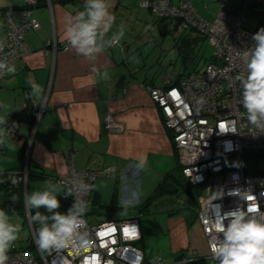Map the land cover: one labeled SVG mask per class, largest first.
Wrapping results in <instances>:
<instances>
[{"label":"crops","instance_id":"0c3cea01","mask_svg":"<svg viewBox=\"0 0 264 264\" xmlns=\"http://www.w3.org/2000/svg\"><path fill=\"white\" fill-rule=\"evenodd\" d=\"M138 1L112 0L111 11L116 17L112 32L123 24L125 35L120 44L105 49L90 61L64 40L65 16L82 10L84 0H39L34 16L40 28L26 33L30 49L10 64L16 68L14 74L0 78V104L6 105L0 109V115L10 113L8 122L24 121L19 127L20 137L0 146V185L6 172L29 169L25 197L26 193L43 189L45 180L56 182L65 177L71 167H112V173L93 182L89 199L92 208H101L99 211L104 213L107 207L106 213H116L112 218L142 205L146 207L143 213H165L162 235L172 259L165 262L159 255L161 260L168 264L185 252L193 253L196 259L207 258L204 235L195 220L197 189L180 174L171 132L163 125L161 111L148 91L149 87L160 85L162 79L175 81L178 77L161 70L159 79L153 67L132 62L135 49L131 43L140 33L135 27L162 20L139 7ZM191 2L203 17L211 19L220 0ZM21 5L22 0H0V10H11L16 18ZM192 33L182 30L177 37L191 42ZM154 67L162 69L156 64ZM29 79L43 87L46 100L31 141L30 113L22 110L24 103L33 101L29 97ZM107 115L120 125L121 131L106 128ZM141 159L147 161L144 170L136 167ZM32 171H41L45 176L39 177ZM167 175H171L165 184L168 190L155 196ZM132 184L140 189L137 194ZM24 197L22 209L11 211L2 206L0 191V208L22 216L28 224ZM20 206L18 203L17 207Z\"/></svg>","mask_w":264,"mask_h":264},{"label":"built area","instance_id":"2783aa9c","mask_svg":"<svg viewBox=\"0 0 264 264\" xmlns=\"http://www.w3.org/2000/svg\"><path fill=\"white\" fill-rule=\"evenodd\" d=\"M38 2L22 0L18 18L11 10L0 12V40L4 41L0 61L12 64L29 51L26 33L40 28L34 16ZM138 6L154 17L167 19L174 37L182 30H193L211 47L210 57L200 72L191 71L175 81L165 78L160 85L148 88L150 99L161 111L163 125L171 132L180 174L197 189L195 220L204 235L205 257L211 258L214 220L238 206L246 208L247 203L259 204L264 211V175L245 171L246 154L264 151V133L247 121L241 86L236 80L241 72L246 73L240 54L254 44L251 37L256 32L246 28L245 14L241 9H233L229 0H220L211 19L203 17L191 0H178L176 4L171 0H139ZM43 105L31 101L22 106L23 112L30 113L29 141L45 110V99ZM13 123L17 125L14 129ZM22 125L23 120L7 122L13 129L11 139L20 137ZM105 126L109 131L122 130L110 115L105 118ZM113 171L112 167L98 170L71 167L56 182L79 178L93 185L98 177ZM7 177L10 185H25L27 169L12 171ZM91 191L92 188L84 197L87 204ZM242 193L251 198L247 203L241 199ZM59 198L69 201L70 206L73 203L72 197ZM27 219L34 251L14 243L7 264H166L159 256L151 261L136 246L141 231L134 216H117L99 223H89L84 216L85 225L80 230L83 240L60 251L41 250L36 243L39 225L32 223L29 213ZM196 258L193 253L185 252L168 264H189Z\"/></svg>","mask_w":264,"mask_h":264},{"label":"clouds","instance_id":"9594fccd","mask_svg":"<svg viewBox=\"0 0 264 264\" xmlns=\"http://www.w3.org/2000/svg\"><path fill=\"white\" fill-rule=\"evenodd\" d=\"M113 6L112 0H84L82 10L65 16L64 40L77 54L92 61L105 49L120 44L125 35V26L120 24L117 31L112 32L116 23V17L111 11ZM251 39L254 44L240 54L246 73L241 72L236 80L241 86L247 121L254 129L264 133V27L254 33ZM3 47L4 41L0 40V48ZM15 71L14 65L0 61V76L14 74ZM28 84L31 87L29 97L34 105L44 107L43 87L32 79L28 80ZM4 108L6 105L0 104V109ZM9 114L0 115V146L6 145L11 139V132L17 127L15 123L13 129L7 126ZM7 146L11 147V144ZM146 165V159H141L136 167L144 170ZM44 185L43 189L33 190L24 197V207L29 212L34 211L31 215L32 223L39 225L36 243L45 251H60L75 246L77 241L84 238L80 233L88 211L84 197L92 185L79 178H73L67 183L45 180ZM60 196L73 198V203L63 213L59 211ZM240 197L246 203L250 199L243 193ZM11 200L16 202L18 197L13 195ZM15 215L14 212L10 214L0 208V264H7L8 252L22 231V225L14 222ZM213 224L210 252L216 264H264V211L260 210L259 204L247 203L246 208L238 206L214 220Z\"/></svg>","mask_w":264,"mask_h":264},{"label":"rangeland","instance_id":"374dc122","mask_svg":"<svg viewBox=\"0 0 264 264\" xmlns=\"http://www.w3.org/2000/svg\"><path fill=\"white\" fill-rule=\"evenodd\" d=\"M214 2H217V0H214ZM229 3L233 9H241L243 11L246 16V28L254 30L257 26L258 29L254 30L257 32L261 27H264V15L258 13V11L264 10V0H229ZM159 19L162 20H151L146 27H135L136 31L140 33L138 32L139 36L131 43L133 49H135L132 62H134L135 65L142 63L148 68L153 67L159 79L161 70L170 72L174 77H179L189 71L200 72L203 69L205 60L208 59L211 54V47L204 39L197 38L199 34L193 30L189 31L193 32L192 40L196 39V41L194 40L190 43L182 42V36L174 37L169 30V21L167 22V20L163 18ZM154 64L160 66L162 69L155 68ZM259 154H261V156L258 161L255 162L258 166L256 167L257 169H264V153ZM132 187L137 194L140 189H138L135 184H132ZM24 190L25 185L23 184V197ZM89 199H91V197ZM87 205L88 211L85 217L89 223H99L112 218L111 215L116 214L103 213L97 208H92L90 200ZM134 205L135 204H131L130 206ZM128 215L137 217L141 227L142 238L136 243V246L139 247L151 261L160 255L163 261L169 262L172 259V252L165 247L162 235V222L165 218V213H140L136 207L132 208L130 213H123L120 216L123 217ZM14 222H19L22 225V231L15 244L19 247L21 245H27L28 243L30 244L31 238L29 237V226L27 221H25L22 216L15 215ZM34 253L36 254V252ZM40 264L45 263L41 262ZM189 264H216V262L211 258H202L196 259Z\"/></svg>","mask_w":264,"mask_h":264},{"label":"trees","instance_id":"16d2710c","mask_svg":"<svg viewBox=\"0 0 264 264\" xmlns=\"http://www.w3.org/2000/svg\"><path fill=\"white\" fill-rule=\"evenodd\" d=\"M253 5V4H252ZM249 8H250V4H249ZM3 10H6V9H2L0 10L3 11ZM259 14H262L264 15V10H260L258 11ZM197 38L199 39H204V37L202 36H197ZM196 41V39H194ZM193 40V41H194ZM205 40V39H204ZM182 42H188L190 43V39H187L186 37H183L182 38ZM208 59H206L205 61H207ZM191 71L187 72V73H190ZM259 153H264V151H257V152H251V153H248L246 154L245 156V171L246 173L248 174H262L264 175V169H257V162L258 159L260 158L261 154ZM257 166V167H256ZM178 170H179V167H178ZM11 172V171H10ZM10 172H6L5 173V178H3V181L1 182V185H0V191H1V195H2V206L4 205L5 207H7L8 210H11V211H20L22 208H21V204H22V199H23V185L22 183H18L16 185H10V181L8 179V174H10ZM28 174H27V179L29 178V176L31 175V171L28 169L27 170ZM180 172V171H179ZM32 173H35L37 176L39 177H43L45 175H43V173L41 171H32ZM171 177V175H167L163 181L161 182V184L159 185V187L156 189L155 191V196H158L160 195L161 193H164L165 191H167L168 189H166V182L168 180V178ZM13 195H16L18 197V200L16 202H13L11 200V197ZM60 202H61V207L59 209L60 212H66L67 209H65V203L62 202V200L60 199ZM19 203V206L20 207H17V204ZM146 207H144L143 205L141 207L138 208V211L140 213H143L146 209ZM98 210H101V208H98ZM41 212H44V209H41L40 210ZM106 211H108V208L106 207L105 210H104V213H106ZM34 214V211L33 212H29V216H30V219H31V215ZM25 248H29V249H32L34 250V246L32 244V242ZM45 251V250H43Z\"/></svg>","mask_w":264,"mask_h":264},{"label":"water","instance_id":"95a60500","mask_svg":"<svg viewBox=\"0 0 264 264\" xmlns=\"http://www.w3.org/2000/svg\"><path fill=\"white\" fill-rule=\"evenodd\" d=\"M255 30H257V27H255ZM62 202H64L66 205H65V209L68 208L70 206V202L69 201H66V200H62Z\"/></svg>","mask_w":264,"mask_h":264},{"label":"flooded vegetation","instance_id":"af4514ba","mask_svg":"<svg viewBox=\"0 0 264 264\" xmlns=\"http://www.w3.org/2000/svg\"><path fill=\"white\" fill-rule=\"evenodd\" d=\"M27 174H28V172H27Z\"/></svg>","mask_w":264,"mask_h":264},{"label":"snow or ice","instance_id":"6c2138e0","mask_svg":"<svg viewBox=\"0 0 264 264\" xmlns=\"http://www.w3.org/2000/svg\"><path fill=\"white\" fill-rule=\"evenodd\" d=\"M251 199V198H250Z\"/></svg>","mask_w":264,"mask_h":264}]
</instances>
